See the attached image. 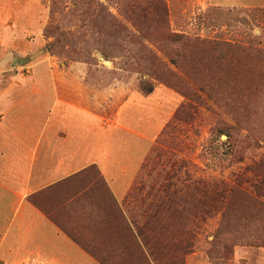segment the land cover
<instances>
[{
    "label": "rangeland",
    "instance_id": "rangeland-1",
    "mask_svg": "<svg viewBox=\"0 0 264 264\" xmlns=\"http://www.w3.org/2000/svg\"><path fill=\"white\" fill-rule=\"evenodd\" d=\"M4 10L14 16L0 20L21 33L7 64L0 46V89L49 88L106 122L142 87L180 99L150 129L121 206L104 193L70 198L73 183L36 192V201L83 234L115 233L102 220L122 212L148 237L153 264H264V0H6ZM135 106L121 119L147 131Z\"/></svg>",
    "mask_w": 264,
    "mask_h": 264
},
{
    "label": "crops",
    "instance_id": "crops-1",
    "mask_svg": "<svg viewBox=\"0 0 264 264\" xmlns=\"http://www.w3.org/2000/svg\"><path fill=\"white\" fill-rule=\"evenodd\" d=\"M234 1L244 4L249 0ZM0 15L13 17L14 11L4 10ZM0 23V46L6 48L2 63L7 64V51L15 48L21 32L6 18ZM177 99L179 102L176 93L162 87H155L147 95L131 93L114 119L106 122L95 119L87 103L81 106L59 93L52 95L49 88L0 89V264H99L91 252L36 207L29 196L95 165L121 206L140 170L150 129L162 124L167 116L165 108ZM134 103L142 114L151 115L141 123L147 131L138 132L121 119L125 112L133 117L129 112ZM157 113L159 119L154 117ZM114 128L135 135L139 144L115 136ZM116 143L118 148H113ZM71 183L63 185L65 191ZM76 195L70 198L75 199ZM61 222L76 231L81 228L80 223ZM102 224L104 229L111 226L107 217ZM77 234L86 243L97 245L99 254L114 250L107 247L105 240L125 239L121 232L83 234L80 230Z\"/></svg>",
    "mask_w": 264,
    "mask_h": 264
},
{
    "label": "trees",
    "instance_id": "trees-1",
    "mask_svg": "<svg viewBox=\"0 0 264 264\" xmlns=\"http://www.w3.org/2000/svg\"><path fill=\"white\" fill-rule=\"evenodd\" d=\"M181 37V34L179 33H169V38L171 39H178ZM156 85H151L150 87H142V93L144 95H147L151 93ZM184 96H189L187 94H184ZM190 97V96H189ZM227 134V133H226ZM95 165H91L87 167L86 169L80 171L79 173L75 174L74 176L65 179L62 182L57 183L54 186H63L67 184L68 181L72 182L73 185L76 184V187H74L73 195L77 194L79 197L85 195L86 193L94 192L97 193L100 197L101 195H105V198L107 201L114 207H118V204L116 202L115 197L109 190L108 185H106L105 182H102V176L100 177L99 172L96 174H91L89 171L91 168L95 169ZM63 186L62 188L65 190ZM99 190H102L103 192H99ZM81 194V196H80ZM35 195V194H34ZM34 195H30L29 198L33 204L40 207L41 210L48 215V217L53 220L66 234H68L75 242H77L80 246H82L87 251L91 252L99 261V264H130L134 263L137 264V262H141L143 260V264H153V253L145 252L144 245L148 242V237H142V228L137 229L134 227V223H130V221L126 220L121 213L116 218V222H112L110 227H114V232L117 233V230H119L121 233L125 235V239H110L107 240L105 243H107V247H110L112 252H117V254L114 255L112 253V256L110 252H107V248L104 247V250L106 249V254H99L97 253V245H91L86 243L84 240L79 238L78 232L75 229L67 228L63 223L58 219L60 216L53 211V208L47 207L43 203L36 201L34 198ZM95 196V195H93ZM95 202V201H94ZM61 211L59 210V213ZM119 223V224H118ZM108 230V229H106ZM140 247L142 248L140 250ZM99 248V247H98ZM111 257V260H110ZM110 260V262H108ZM141 263V264H142Z\"/></svg>",
    "mask_w": 264,
    "mask_h": 264
}]
</instances>
